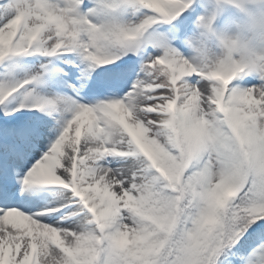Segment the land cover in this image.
<instances>
[{
  "label": "snow or ice",
  "instance_id": "1",
  "mask_svg": "<svg viewBox=\"0 0 264 264\" xmlns=\"http://www.w3.org/2000/svg\"><path fill=\"white\" fill-rule=\"evenodd\" d=\"M184 0H0V264H264V77L176 60Z\"/></svg>",
  "mask_w": 264,
  "mask_h": 264
},
{
  "label": "clouds",
  "instance_id": "2",
  "mask_svg": "<svg viewBox=\"0 0 264 264\" xmlns=\"http://www.w3.org/2000/svg\"><path fill=\"white\" fill-rule=\"evenodd\" d=\"M184 6L192 16L179 63L264 77V0H184Z\"/></svg>",
  "mask_w": 264,
  "mask_h": 264
}]
</instances>
